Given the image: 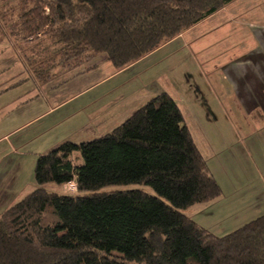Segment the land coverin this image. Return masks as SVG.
I'll return each mask as SVG.
<instances>
[{
	"label": "trees",
	"instance_id": "16d2710c",
	"mask_svg": "<svg viewBox=\"0 0 264 264\" xmlns=\"http://www.w3.org/2000/svg\"><path fill=\"white\" fill-rule=\"evenodd\" d=\"M9 1L10 35L38 48L26 62L46 83L100 54L121 69L233 0ZM33 173L37 187L0 214V264H264V213L218 236L182 211L222 190L166 92L100 137L40 154ZM129 184L154 194L103 190Z\"/></svg>",
	"mask_w": 264,
	"mask_h": 264
},
{
	"label": "rangeland",
	"instance_id": "374dc122",
	"mask_svg": "<svg viewBox=\"0 0 264 264\" xmlns=\"http://www.w3.org/2000/svg\"><path fill=\"white\" fill-rule=\"evenodd\" d=\"M14 6L15 0H10L9 7ZM9 17L0 6V213L37 187L33 172L40 142L51 135L59 138L57 145L79 143L108 133L103 124L91 122L94 106L98 100L125 101L132 87L149 96L134 110L161 92L175 99L197 148L222 186L218 198L193 204L182 210L185 214L220 236L264 213V170L260 168L264 165V119L254 109L240 107L237 95L231 93L232 85L241 86L246 80L250 85V80L228 76L250 68L239 61L247 54H239L242 41L252 47L248 54L253 61L256 55L264 56V50L255 52L264 48V0L229 2L123 73L111 75L112 64L100 54L46 83L38 82L26 62L37 56L38 48L32 41L10 35ZM93 84L97 85L85 91ZM135 102L139 101L128 106ZM72 158L80 163L79 153ZM224 166L236 186L217 172ZM43 187L48 192L76 193L74 182H49ZM132 188L154 194L139 184L103 190Z\"/></svg>",
	"mask_w": 264,
	"mask_h": 264
},
{
	"label": "crops",
	"instance_id": "0c3cea01",
	"mask_svg": "<svg viewBox=\"0 0 264 264\" xmlns=\"http://www.w3.org/2000/svg\"><path fill=\"white\" fill-rule=\"evenodd\" d=\"M180 36L181 35L172 38L171 40L160 45L158 48L154 49L153 51L147 53L145 56H143L139 60H137V61L121 68V69H115L113 67L114 69H113V72L111 75L120 74V73H123V72L131 69L132 67L136 66L141 60L148 58L154 52L160 50L164 45L170 43L172 40H174ZM244 43H245V41H242V43H240V51L241 52L239 54H240V56L243 53H247V54L245 56H241L239 61L241 62V65L250 66V68L247 70H244V71H239V73L237 75L236 74H234V75L229 74L228 76L230 79L231 78H233V79L234 78L249 79L251 84L248 85L247 84L248 82L246 80L243 82V85H241V86L236 85V84L232 85L233 87H231V89L233 90V92L231 91V93H234V95H237L236 98L238 101V105L240 107H242L246 111L254 109L255 111L259 112L260 117L264 119V56H263V54L256 55V60L253 61L252 54L251 53H250V55L248 54L249 49H251L252 47L248 48V45L246 43L244 45ZM260 43H262V42H260ZM263 50H264V48L261 46V48L256 49L255 52L258 54V53L262 52ZM225 62L226 61H224V63ZM108 76H110V74ZM223 77H225V76L223 75ZM105 79L106 78H103L100 82H97V84L103 82ZM239 82L242 83L241 80ZM231 83L232 82H230L229 84H231ZM97 84H93L91 86H88L85 91L92 89ZM138 90L139 89L137 87H132V89L129 90L128 94L125 96V98H124L125 101H123L121 99H119L117 101L116 100H111V101L98 100L101 102L97 103L94 106V111H92L93 116H92L91 122L98 124V125L103 124L105 126L104 131H107V130L111 131L115 126H117L119 123H121L123 120H125L129 115H131L135 111L134 109H135L136 105H140V103L145 102V99L149 98V96L144 97V95L142 93H140ZM70 99L71 98H69V100ZM127 99H129V101ZM133 100L139 101V102H135V104L133 106H128V105H132ZM173 100L175 101V99H173ZM183 117H184V115H183ZM46 125H50V123L47 122ZM75 125L79 126L78 123H75ZM46 130H47V126H45L42 131L46 133L47 132ZM4 137H6V135H4ZM192 138H193V136H192ZM58 139L59 138L56 136L53 139L51 135L46 137L42 142H40L42 145H41V148H39L38 152L36 153L37 156H39L40 154L46 153L45 149H48L47 151H49L50 149L54 148L57 145ZM42 150H44L45 152H41ZM260 168L262 170H264V165H260ZM217 172L219 174H221V176L224 175L223 181L226 180L228 183L230 180H232L236 186L235 178L231 174V171L228 169V167L224 166V168H222V170H217ZM219 185L221 186V184H219ZM235 186L233 187V189L235 188ZM226 189L227 190L229 189L228 184H226ZM221 190H222V186H221ZM222 193H223V190H222ZM234 201H237V200H234ZM230 204H232V202H230ZM7 205H9V204H7ZM187 216H189V215H187Z\"/></svg>",
	"mask_w": 264,
	"mask_h": 264
}]
</instances>
